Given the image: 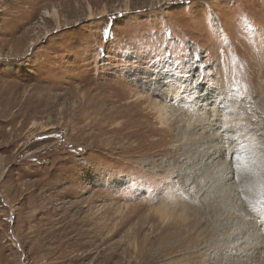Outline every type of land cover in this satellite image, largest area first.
<instances>
[{
  "label": "rangeland",
  "instance_id": "1",
  "mask_svg": "<svg viewBox=\"0 0 264 264\" xmlns=\"http://www.w3.org/2000/svg\"><path fill=\"white\" fill-rule=\"evenodd\" d=\"M261 203L264 0H0V264H261Z\"/></svg>",
  "mask_w": 264,
  "mask_h": 264
},
{
  "label": "bare ground",
  "instance_id": "2",
  "mask_svg": "<svg viewBox=\"0 0 264 264\" xmlns=\"http://www.w3.org/2000/svg\"><path fill=\"white\" fill-rule=\"evenodd\" d=\"M155 113H156V117L158 118V121H163L164 120V113L166 112V108H167V106L165 105V104H161V105H156L155 107ZM196 131V130H195ZM194 131V132H195ZM209 134H210V132H209ZM208 134V135H209ZM210 137V136H209ZM198 142V141H197ZM198 143H201V142H198ZM214 147V146H213ZM218 150V149H217ZM220 150V149H219ZM212 150H208V152H209V156H207L208 158H210V157H213L214 155H215V153L212 151ZM218 152V151H217ZM206 153V152H205ZM230 153V152H229ZM233 156V155H232ZM215 157V156H214ZM212 160V159H211ZM214 160V159H213ZM212 160V161H213ZM222 173H224V171L223 172H221V173H219V175H221ZM216 178V177H215ZM221 178V180H218L219 181V183L220 182H222V180L223 179H225L226 177L225 176H223V177H220ZM217 179H219V178H217ZM227 181V180H226ZM223 182H224V180H223ZM218 183V184H219ZM221 184V183H220ZM219 184V185H220ZM206 191V190H205ZM209 193V192H208ZM207 193V194H208ZM209 195V194H208ZM207 195L206 194H204V198L206 197ZM175 198H173V200H174ZM165 204H168V203H165ZM262 204V203H261ZM263 205V204H262ZM260 206V205H259ZM264 206V205H263ZM262 208V206H260V208H259V210L257 211V216H259V219H260V221H259V219H258V221H257V224L259 225V226H262L261 228V231L262 230H264V211L261 209ZM162 215H167V214H169V211L167 210V205H165V206H161L160 208H159V210H158ZM252 212H254V211H252ZM255 216H256V211H255ZM255 223H256V221H255ZM255 225V227L258 229L259 228V226L258 225ZM256 234V233H255ZM253 236H254V234H253ZM257 237L259 238V237H262L263 238V240H264V231H263V233L261 232L260 234H258L257 235ZM256 239V238H255ZM261 238H259V240H260ZM243 242H245V241H243ZM264 243V242H263ZM250 244H252V243H250ZM249 244V245H250ZM256 244V243H255ZM254 244V245H255ZM261 244V243H260ZM228 245V244H227ZM232 244H230L229 245V247L228 248H231L232 249V246H231ZM234 245L236 246V251H235V253L236 252H238L239 254H242L243 252H245L244 254H249V255H251L252 254V251H251V253H249L248 251H247V248L246 247H244L243 248V245L241 244V243H239V242H237L236 241V243H234ZM262 245V244H261ZM245 246V245H244ZM259 247H261V246H259ZM263 250H264V246H263ZM262 250V251H263ZM261 254H259V256H260ZM242 256V255H241ZM261 257V264H264V253H262V255L260 256Z\"/></svg>",
  "mask_w": 264,
  "mask_h": 264
},
{
  "label": "snow or ice",
  "instance_id": "3",
  "mask_svg": "<svg viewBox=\"0 0 264 264\" xmlns=\"http://www.w3.org/2000/svg\"><path fill=\"white\" fill-rule=\"evenodd\" d=\"M161 2L164 3V2H167V0H161ZM183 2L188 3L189 5H191V0H183ZM197 2L201 3L204 6V9H205V12H206L207 9L210 6L211 0H208L207 3L205 2V0H197ZM165 51H167V50L165 49ZM166 59H169V60L171 59V53H168ZM201 82H204V78L203 77L200 78V83ZM192 83L195 84V78L193 79ZM235 83L239 84L238 81H236ZM187 94L189 96H191L190 92L187 93ZM234 95H235L237 100H241L244 97L245 93L244 92H240L239 89L237 88V89L234 90Z\"/></svg>",
  "mask_w": 264,
  "mask_h": 264
}]
</instances>
